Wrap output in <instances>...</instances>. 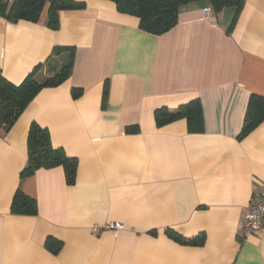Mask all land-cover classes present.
Instances as JSON below:
<instances>
[{
  "label": "crops",
  "instance_id": "crops-1",
  "mask_svg": "<svg viewBox=\"0 0 264 264\" xmlns=\"http://www.w3.org/2000/svg\"><path fill=\"white\" fill-rule=\"evenodd\" d=\"M75 1L85 8L60 12L56 31L47 6L36 23L0 18V75L11 84L54 47L74 49L70 77L0 128V264H264V225L242 237L264 191V121L240 138L250 97L264 98V0H243L235 20L234 7L203 19V4L184 5L160 36L111 1ZM192 100L201 133L185 119L156 127V110ZM32 123L77 160L73 184L61 167L20 179ZM17 190L35 200V215L11 214ZM167 230L204 234L203 245ZM48 238L60 243L55 252Z\"/></svg>",
  "mask_w": 264,
  "mask_h": 264
},
{
  "label": "trees",
  "instance_id": "trees-1",
  "mask_svg": "<svg viewBox=\"0 0 264 264\" xmlns=\"http://www.w3.org/2000/svg\"><path fill=\"white\" fill-rule=\"evenodd\" d=\"M108 1L115 5L117 12L136 17L139 20V29L154 36L169 32L177 24L179 9L184 5L201 3L204 6H209L214 13H219L227 7H234L235 20L243 3V0ZM45 6H47L46 26L54 31L59 29L60 12L85 8L83 3L75 0H0V18L10 23L18 21L36 23ZM63 52H67V57L59 67L57 65L56 69V64L52 65L54 61L52 57H57ZM73 61L74 49L54 47L49 59L34 68L20 84H11L0 75V128L4 133L10 130L27 105L43 88L58 86L70 77ZM72 95L74 98L78 97L80 90L73 89ZM176 119H185L190 133H201L202 113L199 101L192 100L182 104L172 112L166 108H160L154 113V121L158 128ZM262 121H264V98L251 96L240 138L246 136ZM76 165L77 160L75 158L67 157L62 149L52 146L46 129L35 123L30 125L27 135V163L20 172L21 180L32 176L41 169L61 167L64 171L66 183L71 185L75 180ZM36 211L35 200L17 190L10 205L11 214L33 216ZM165 233L179 244L189 246H202L205 238L204 234L186 239L170 230L165 231ZM59 246L60 243L51 238H48L45 242V247L53 252Z\"/></svg>",
  "mask_w": 264,
  "mask_h": 264
},
{
  "label": "built area",
  "instance_id": "built-area-1",
  "mask_svg": "<svg viewBox=\"0 0 264 264\" xmlns=\"http://www.w3.org/2000/svg\"><path fill=\"white\" fill-rule=\"evenodd\" d=\"M203 19L211 16L212 10L209 6L200 9ZM264 225V191H262L247 207L242 224V237L245 239L251 235L260 233ZM113 230L122 229L120 224L110 226Z\"/></svg>",
  "mask_w": 264,
  "mask_h": 264
},
{
  "label": "rangeland",
  "instance_id": "rangeland-1",
  "mask_svg": "<svg viewBox=\"0 0 264 264\" xmlns=\"http://www.w3.org/2000/svg\"><path fill=\"white\" fill-rule=\"evenodd\" d=\"M55 66H56V69H57V64Z\"/></svg>",
  "mask_w": 264,
  "mask_h": 264
}]
</instances>
